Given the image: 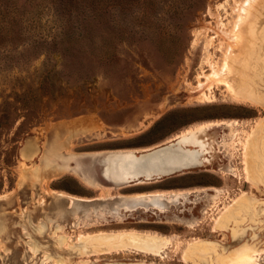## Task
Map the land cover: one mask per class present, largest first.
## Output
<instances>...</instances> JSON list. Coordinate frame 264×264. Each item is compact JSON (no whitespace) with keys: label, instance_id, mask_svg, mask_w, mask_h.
Returning a JSON list of instances; mask_svg holds the SVG:
<instances>
[{"label":"rangeland","instance_id":"obj_1","mask_svg":"<svg viewBox=\"0 0 264 264\" xmlns=\"http://www.w3.org/2000/svg\"><path fill=\"white\" fill-rule=\"evenodd\" d=\"M0 264H264V0H0Z\"/></svg>","mask_w":264,"mask_h":264},{"label":"crops","instance_id":"obj_2","mask_svg":"<svg viewBox=\"0 0 264 264\" xmlns=\"http://www.w3.org/2000/svg\"><path fill=\"white\" fill-rule=\"evenodd\" d=\"M197 152V149H187L185 148L181 143L177 141H171L167 143L165 146L158 147L157 149L150 150L148 152L142 153L140 155H137L136 153L133 155L134 159L129 161L128 163V172H125L124 170L122 173H120V168H116V173L115 176L117 175L118 178L120 177L121 179L126 177V175H129L126 177L127 183L133 181L131 185H127L128 187H135V188H142L138 187L141 185H155L158 184L160 181H151L152 178H158L162 174H167L170 173L173 170L179 169L184 165H180L177 163L176 158L181 156L183 153H190L194 154V158L191 159V162L195 163L198 159L199 156H196L195 153ZM161 155L160 157V165L159 168L157 166L151 165L149 159L153 155ZM151 160V159H150ZM192 163V164H193ZM191 164V163H190ZM189 165V164H187ZM180 170H177L175 172H172L170 175L178 172ZM167 175V176H170ZM165 177V176H164ZM163 177L159 180H162ZM144 187V186H143ZM123 188V187H122ZM173 191L176 190H169V189H152L149 191H140V192H132L129 194H122L124 195H150L151 193L158 192L159 194L156 195H151L150 198H145L141 197L139 200L136 201H131V203H128V208L130 210H135L137 208H140L143 206L144 208H150L148 207L147 203L152 206L153 209L157 210L158 212H163L164 211V203L161 201L164 196H166L167 193H172ZM166 193L165 195H162ZM163 206V207H162Z\"/></svg>","mask_w":264,"mask_h":264},{"label":"bare ground","instance_id":"obj_3","mask_svg":"<svg viewBox=\"0 0 264 264\" xmlns=\"http://www.w3.org/2000/svg\"><path fill=\"white\" fill-rule=\"evenodd\" d=\"M232 94V93H231ZM232 96H234L233 94H232ZM236 98H238V97H236ZM208 126L210 125V124H207ZM149 150V149H148ZM116 152V154H123L124 155V153H127L128 155H129V153L130 154H132V153H134V152H137V151H135V150H126V151H115ZM107 154H109V153H107ZM115 154V155H116ZM96 155V154H95ZM120 156V155H119ZM94 158V157H93ZM104 160V159H103ZM150 160V159H149ZM111 162V161H110ZM128 163H129V161L128 160H125V159H123V160H121V162H120V165H119V168H120V173H122V171L124 170L125 172H128L129 170H128ZM110 165H109V168H111V169H113V163L111 162V163H109ZM104 170H105V168H104ZM105 172V171H104ZM105 174V173H104ZM83 179V178H82ZM91 185V184H90ZM177 194H175L174 192H172V193H168V195H166V196H171V195H181V194H185L184 192H181V191H178V192H176ZM166 193H164V194H162V195H165ZM63 198H67L68 200H74L75 199V197H73V196H70V195H66V194H64V193H61L60 194ZM146 195H132V196H130V198L132 197V198H140V197H145ZM148 196H151V195H148ZM86 202V201H85Z\"/></svg>","mask_w":264,"mask_h":264}]
</instances>
